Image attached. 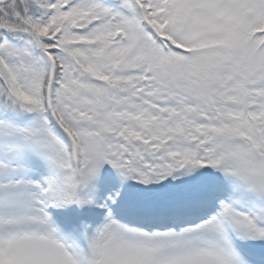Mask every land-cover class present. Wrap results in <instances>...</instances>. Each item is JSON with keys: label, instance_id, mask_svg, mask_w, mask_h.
Returning a JSON list of instances; mask_svg holds the SVG:
<instances>
[{"label": "snow or ice", "instance_id": "snow-or-ice-1", "mask_svg": "<svg viewBox=\"0 0 264 264\" xmlns=\"http://www.w3.org/2000/svg\"><path fill=\"white\" fill-rule=\"evenodd\" d=\"M0 264H264V0H0Z\"/></svg>", "mask_w": 264, "mask_h": 264}]
</instances>
